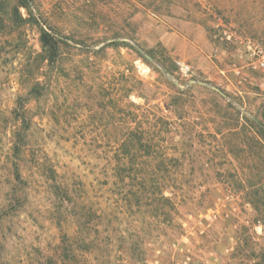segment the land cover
Returning a JSON list of instances; mask_svg holds the SVG:
<instances>
[{"label":"rangeland","instance_id":"rangeland-1","mask_svg":"<svg viewBox=\"0 0 264 264\" xmlns=\"http://www.w3.org/2000/svg\"><path fill=\"white\" fill-rule=\"evenodd\" d=\"M0 4V264H264V0ZM119 159L180 160L176 211L122 206Z\"/></svg>","mask_w":264,"mask_h":264},{"label":"trees","instance_id":"trees-1","mask_svg":"<svg viewBox=\"0 0 264 264\" xmlns=\"http://www.w3.org/2000/svg\"><path fill=\"white\" fill-rule=\"evenodd\" d=\"M24 7L29 10L28 0H19L18 5H14L11 12V22H15L13 16L19 17V8ZM9 12L6 11L3 4H0V15L6 19V15ZM18 13V14H17ZM0 18V23L2 20ZM20 21H28L23 19L20 15ZM18 21V20H17ZM62 41L57 37L53 36L48 31L44 29L41 30L40 44L41 53L39 54V60L47 62L49 65L56 63L60 57V43ZM43 87L39 81H36L29 91V96L39 97L42 95ZM177 92L184 93L182 90L178 89ZM172 105V104H169ZM27 112H22L19 117L26 124L31 123ZM264 132V130H263ZM18 140H22V135H17ZM140 144V142H136ZM136 143L131 144V149L137 151L139 146ZM115 168L113 178L114 181L112 185L119 189L120 194L125 197L122 198L120 204L126 208H137L141 210L142 207H151L156 211H164V209L176 211V204L173 201V195L167 194V181L171 178L173 179L177 170H181L182 163L180 160H115ZM18 173V170H17ZM16 173V174H17ZM220 175V174H217ZM17 181L21 178L19 173L17 174ZM57 189L59 193V208L70 207L76 203L77 198H75L73 191L70 186L63 183L57 184ZM73 207V206H72ZM96 214V213H94ZM79 219L82 221L83 217L79 214ZM84 224L79 227L82 228ZM81 243L86 242L81 240ZM92 243V242H91ZM80 244V243H79ZM71 247L66 246L64 248L63 258L68 257L71 253Z\"/></svg>","mask_w":264,"mask_h":264},{"label":"built area","instance_id":"built-area-1","mask_svg":"<svg viewBox=\"0 0 264 264\" xmlns=\"http://www.w3.org/2000/svg\"><path fill=\"white\" fill-rule=\"evenodd\" d=\"M260 65L264 67V56L262 57L260 61ZM181 71L184 73V75H188L190 72V67L185 64H181ZM261 233H263L264 235V229H261Z\"/></svg>","mask_w":264,"mask_h":264},{"label":"water","instance_id":"water-1","mask_svg":"<svg viewBox=\"0 0 264 264\" xmlns=\"http://www.w3.org/2000/svg\"><path fill=\"white\" fill-rule=\"evenodd\" d=\"M255 121H257V122H258V120H257V119H255ZM263 127H264V125H263Z\"/></svg>","mask_w":264,"mask_h":264}]
</instances>
